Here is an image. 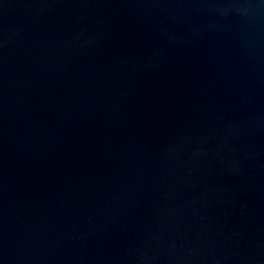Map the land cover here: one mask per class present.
<instances>
[{
  "label": "water",
  "instance_id": "95a60500",
  "mask_svg": "<svg viewBox=\"0 0 264 264\" xmlns=\"http://www.w3.org/2000/svg\"><path fill=\"white\" fill-rule=\"evenodd\" d=\"M0 264H264V0H0Z\"/></svg>",
  "mask_w": 264,
  "mask_h": 264
}]
</instances>
